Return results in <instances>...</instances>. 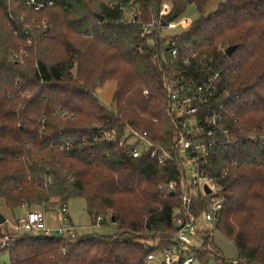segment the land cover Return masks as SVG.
I'll use <instances>...</instances> for the list:
<instances>
[{"label":"trees","instance_id":"1","mask_svg":"<svg viewBox=\"0 0 264 264\" xmlns=\"http://www.w3.org/2000/svg\"><path fill=\"white\" fill-rule=\"evenodd\" d=\"M38 1L46 4L40 12L26 0H0V211L83 199L92 226L102 215L100 227L114 226L115 233L80 235L75 243L20 233L0 242V257L8 252L10 264H147L149 255L175 245L173 217L182 209V192L160 186L183 177L173 149L182 132L169 111L157 37H143V24L165 2L172 12L163 23L192 5L203 13L221 1L171 43L180 50L178 64L197 82L211 57L227 63L216 98L203 105L221 109L240 140L239 152L231 147L213 160L225 198L218 231L236 245L240 264H264V146L249 139L264 133V0ZM34 20L52 29L34 26L26 33ZM220 45L236 49L228 57ZM195 51L200 57H192ZM109 82L117 85L111 108L96 91ZM131 129L147 133L171 155L169 162L161 166L146 153L134 158L102 139ZM203 239L208 248H195L196 260L212 255L227 262L210 236Z\"/></svg>","mask_w":264,"mask_h":264},{"label":"built area","instance_id":"2","mask_svg":"<svg viewBox=\"0 0 264 264\" xmlns=\"http://www.w3.org/2000/svg\"><path fill=\"white\" fill-rule=\"evenodd\" d=\"M50 4V2L47 3V5ZM45 6L44 2L38 0H26V7L33 8L37 12H40ZM171 12V4L163 3L151 23L143 24L142 36L147 37L155 34L157 37V45L160 49V53L157 51V56L166 62L162 72L163 85L171 101L169 111L173 116L176 128H180L182 132L181 136L175 139L173 149L182 162L183 177L163 183L160 188L166 191L179 188L182 192L183 202L182 209L177 211L173 217V221L178 227L173 235L175 245L149 255L147 261L153 264H194L196 257L193 250L199 246L195 239L204 238L206 235L212 237L213 231L218 230L225 206V198L218 189V177H215L211 170L213 160L220 156L221 151H228L231 147L235 152H239L240 140L231 132L227 118L221 109H203L205 103L216 98L223 74L226 73L227 63L215 64V58L211 57L209 62L205 63L209 72L204 80L197 82L191 79L186 70L178 64L181 57L180 50L172 48L175 43H171V35L167 33L166 35L165 32L178 29L187 30L192 26L193 21L183 16L176 21L163 23V19L170 16ZM131 14L137 16L134 8L131 10ZM21 20L27 21L25 17H21ZM34 26L38 31L52 29L46 20L41 23L34 20L26 24L25 32L27 33ZM30 43L32 42L30 41ZM219 50L228 56V49L222 45L219 46ZM167 56L171 58V61H168ZM192 57H200L199 52H193ZM207 58L206 54L202 56V60ZM13 59L17 60L18 56L14 55ZM184 63L185 66L191 64L189 59L184 60ZM145 94H148V91H145ZM147 136V133H138L131 129L122 138L117 137L116 132H106L103 133L102 139L117 142L119 148L124 149L134 158H139L146 153L150 159L161 166L166 165L171 159V155ZM249 139H257L264 146V133L260 136H249ZM225 175L226 172H222V177ZM197 203L200 204V208L199 205H195ZM194 207H198L196 213ZM66 210L67 206L63 211L66 212ZM103 220L102 215L96 219L97 227H100ZM203 225L204 228H202ZM20 233L65 238L73 243L77 242L80 236L77 227L69 220L60 226H49L46 221V213L42 208L27 210L26 214L20 215L17 218L14 231L11 235L5 236L4 243Z\"/></svg>","mask_w":264,"mask_h":264},{"label":"rangeland","instance_id":"3","mask_svg":"<svg viewBox=\"0 0 264 264\" xmlns=\"http://www.w3.org/2000/svg\"><path fill=\"white\" fill-rule=\"evenodd\" d=\"M220 2L221 1H214L210 3L207 6L205 12L203 13H200L196 8V6L192 5L187 9V11L184 14V17L190 18L194 22L201 16H207L210 13L214 12L217 9ZM181 32L182 30L178 29L175 31H167L165 32V34L167 33L173 36ZM116 87H117L116 83L109 82L104 87H100L96 90L97 97L103 106L107 108L112 107ZM63 209L64 207L59 203H57L56 205H50L46 209H44L46 213V221L49 226L52 225L51 223L53 220L58 225H63L65 221L69 220L77 227L78 233L81 236L87 234L112 235L115 233L114 226H109L104 228L92 226L91 217L86 211V202L83 199L71 200L67 204L66 212H64ZM27 210L28 209H24L22 211L19 210L16 213H12L11 211H8L6 209H2L0 211V216H3L6 219L4 223H0V242L4 243L5 236L12 234V232L14 231V226L16 225V221H17L16 217L18 215L20 216L26 214ZM202 228H204V225L202 226ZM212 237L211 238L213 239L214 244L222 252L227 262L221 260L217 261L214 258V256L210 255L208 258L202 260H196L194 264H228L229 262H232L233 264H240V262L238 261L240 252L236 247V245L231 240L225 237L218 230L213 231ZM195 241L199 243V246L198 248H196V250H200V249L205 250L208 248L205 245V241L203 237L196 238ZM0 262L1 264H10V257L8 252H3L1 254ZM147 264H153V263L147 262Z\"/></svg>","mask_w":264,"mask_h":264},{"label":"water","instance_id":"4","mask_svg":"<svg viewBox=\"0 0 264 264\" xmlns=\"http://www.w3.org/2000/svg\"><path fill=\"white\" fill-rule=\"evenodd\" d=\"M235 49H236V46L229 47L227 50L228 56H231L234 53ZM5 221L6 219L3 216H0V223H4Z\"/></svg>","mask_w":264,"mask_h":264},{"label":"crops","instance_id":"5","mask_svg":"<svg viewBox=\"0 0 264 264\" xmlns=\"http://www.w3.org/2000/svg\"><path fill=\"white\" fill-rule=\"evenodd\" d=\"M52 225H50L51 227H56V226H60V225H58V224H56V222L53 220L52 221V223H51Z\"/></svg>","mask_w":264,"mask_h":264}]
</instances>
